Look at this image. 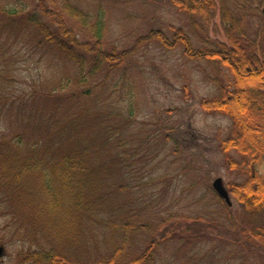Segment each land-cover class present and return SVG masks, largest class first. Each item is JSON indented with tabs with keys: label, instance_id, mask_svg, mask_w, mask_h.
Listing matches in <instances>:
<instances>
[{
	"label": "rangeland",
	"instance_id": "obj_1",
	"mask_svg": "<svg viewBox=\"0 0 264 264\" xmlns=\"http://www.w3.org/2000/svg\"><path fill=\"white\" fill-rule=\"evenodd\" d=\"M39 1L0 0L1 172L14 182L19 167L40 162L18 183L6 185L5 178L0 187V264H34L30 254L49 249L74 264H99L126 233L130 258L156 230L173 239L157 246L148 264H264V243L250 236L264 224V210L250 212L239 202L233 190L248 177L240 168L245 160L224 148L235 122L201 109L202 100L232 89L234 75L220 60L187 55L182 40L172 46L180 31L197 50L229 46L219 11L209 24L172 0H71L93 18L102 15L100 47L111 54L92 73L95 41L88 54L79 51L87 59L82 82L78 66L29 20ZM256 4L245 14L248 55L264 48V14ZM62 19L78 41L92 40L78 22ZM45 20L55 28L60 22L57 15ZM68 154L88 168L81 181L85 211L74 209L79 180L67 188L56 173ZM44 178L58 192V212ZM217 178L232 206L214 190ZM25 200L30 209L38 206L34 213ZM71 215L69 230L62 223ZM57 224L60 233L53 232ZM183 224L189 229L175 228Z\"/></svg>",
	"mask_w": 264,
	"mask_h": 264
},
{
	"label": "trees",
	"instance_id": "obj_2",
	"mask_svg": "<svg viewBox=\"0 0 264 264\" xmlns=\"http://www.w3.org/2000/svg\"><path fill=\"white\" fill-rule=\"evenodd\" d=\"M173 4L178 9L189 12L191 15H199L209 24L212 23L217 12L219 11V17L223 26L226 39L229 41V46L223 45L221 49H194L191 45L189 37L183 33L177 36V41L172 46L176 45L178 41L185 42V53L190 57H196L197 59H213L220 60L225 66H227L234 75V85L232 89L223 88L222 94L211 100H202L201 109L203 111L221 112L228 116H231L235 122V136L228 139L225 144V149L235 148L241 156L244 158V162L240 165L241 171L248 175L241 188L237 187L233 190L234 194L238 197L239 202L250 212H259L264 210V173L260 170V165L264 162V142L258 141L260 134L264 133V48L260 51L258 48L254 49L255 53L248 55L246 48L247 32L245 25V14L248 4L257 2L261 8V12L264 14V0H172ZM234 3L233 9L230 3ZM38 9L33 11V14L29 16L36 27H38L45 41L58 46L62 51L67 54V57L71 59L80 70V81L84 82L87 78L86 62L87 59L84 55L80 54L84 51L88 54L90 41H95V45L91 50L94 54V65L91 68L92 73L98 71L100 66L106 57L111 54L104 53L101 50V43L104 38L105 22L102 15L97 18L83 11L71 0H44L39 1ZM16 11L10 12L15 14ZM23 12V11H22ZM58 16L60 22L58 27H54L47 19L54 16ZM66 15L69 19L78 22L84 30L90 33L92 40L87 42L78 41L73 32V28L66 30L64 25V19L62 16ZM43 21V23L41 22ZM59 30H56V29ZM54 31L57 32L55 34ZM159 33V32H157ZM161 34V33H159ZM163 42L169 44L166 36L160 35ZM80 49V50H79ZM80 51V52H79ZM241 78L245 81V87L241 86ZM69 81H67L68 83ZM244 89V90H243ZM245 115V117H244ZM86 149H84L85 151ZM83 153V152H82ZM78 155V153H76ZM80 156L82 154L79 153ZM71 154H68L62 158L60 164L56 167L57 176L62 180L63 185L67 188L71 187L72 182L79 180L77 183V200L75 210L78 212L85 211V195L83 194V173L88 169L84 167L83 160L76 157L72 158ZM3 160L2 162H4ZM39 162V161H38ZM38 162L29 165L26 163L17 169L16 173L12 176L13 181L18 183L21 176L30 172L38 167ZM5 163V162H4ZM40 163V162H39ZM3 168L0 166V187L3 186L5 178L9 180L6 185H11L12 180L7 178V174L1 172ZM80 172L79 178L77 173ZM5 176V177H4ZM43 185L47 193L52 199V210L59 211V196L57 190L54 188L51 178H44ZM10 186H8L9 188ZM243 188H247V192H244ZM26 189L23 190V195L26 194ZM11 198V197H10ZM15 198H19L16 196ZM11 200H16L11 198ZM85 201V203L83 202ZM27 207L30 206L26 203ZM35 204L34 208L37 209ZM31 208L30 212L35 211ZM51 210V208H50ZM76 211V212H77ZM73 215V214H72ZM72 215L62 223V227L71 229ZM181 224V223H175ZM175 227L178 230L189 229L188 226ZM126 227H132L127 224ZM61 226L57 224L54 226L53 232H59ZM168 230L172 233L174 230L171 226H168ZM135 231V230H134ZM124 235V243L122 246L115 248L106 257L99 260V264H148L154 261V252L156 247L166 239H173L170 235L164 232H158L156 230L150 239L147 247L138 255H134L130 258H126L125 242H128V238ZM250 236L257 242L264 243V224H259L250 229ZM66 238H59L55 236V240L64 241ZM30 259L34 264H74L64 254H60L56 249L49 250H36L30 254Z\"/></svg>",
	"mask_w": 264,
	"mask_h": 264
},
{
	"label": "water",
	"instance_id": "obj_3",
	"mask_svg": "<svg viewBox=\"0 0 264 264\" xmlns=\"http://www.w3.org/2000/svg\"><path fill=\"white\" fill-rule=\"evenodd\" d=\"M213 188L217 192V194L225 200V202L229 205L232 206L233 202L230 197V193L228 189L226 188L223 179L222 178H217L214 183H213ZM3 254V248H0V257Z\"/></svg>",
	"mask_w": 264,
	"mask_h": 264
},
{
	"label": "bare ground",
	"instance_id": "obj_4",
	"mask_svg": "<svg viewBox=\"0 0 264 264\" xmlns=\"http://www.w3.org/2000/svg\"><path fill=\"white\" fill-rule=\"evenodd\" d=\"M240 81H241V86H242V87H245V85H246V84H245V81H244L242 78H241ZM244 117H245V115H244Z\"/></svg>",
	"mask_w": 264,
	"mask_h": 264
}]
</instances>
